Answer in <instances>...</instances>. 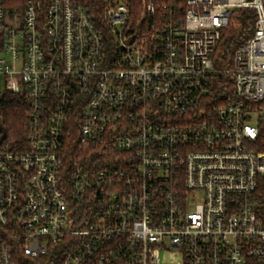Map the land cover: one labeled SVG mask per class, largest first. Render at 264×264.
I'll use <instances>...</instances> for the list:
<instances>
[{
  "label": "built area",
  "instance_id": "built-area-1",
  "mask_svg": "<svg viewBox=\"0 0 264 264\" xmlns=\"http://www.w3.org/2000/svg\"><path fill=\"white\" fill-rule=\"evenodd\" d=\"M6 93L27 112L19 142L0 112V264H264V0L0 3Z\"/></svg>",
  "mask_w": 264,
  "mask_h": 264
},
{
  "label": "trees",
  "instance_id": "trees-1",
  "mask_svg": "<svg viewBox=\"0 0 264 264\" xmlns=\"http://www.w3.org/2000/svg\"><path fill=\"white\" fill-rule=\"evenodd\" d=\"M29 0H0L5 11L9 14L21 12ZM42 5L46 0H34ZM86 4H91L94 0H82ZM168 0H156L161 4ZM254 15L249 12L237 15L235 23L240 24L237 29L233 28L234 25L225 30V34L220 41L219 45L213 53L214 63L217 68L222 69L231 65L232 57L237 47L248 37L246 31L253 26ZM223 83L225 77L220 76ZM226 80V79H225ZM221 87H224L222 85ZM0 112L4 119L6 131L8 134L9 142H19L25 139V122L27 105L19 96L13 94H4L0 99ZM30 264H63L64 255L62 252L56 254L49 252L46 256L37 259L29 260Z\"/></svg>",
  "mask_w": 264,
  "mask_h": 264
},
{
  "label": "rangeland",
  "instance_id": "rangeland-1",
  "mask_svg": "<svg viewBox=\"0 0 264 264\" xmlns=\"http://www.w3.org/2000/svg\"><path fill=\"white\" fill-rule=\"evenodd\" d=\"M161 257L162 264H177L178 262V256L173 255L172 252L163 251Z\"/></svg>",
  "mask_w": 264,
  "mask_h": 264
},
{
  "label": "water",
  "instance_id": "water-1",
  "mask_svg": "<svg viewBox=\"0 0 264 264\" xmlns=\"http://www.w3.org/2000/svg\"><path fill=\"white\" fill-rule=\"evenodd\" d=\"M2 130H3V135H2V139L1 140H3L5 137H6V129H5V127L4 126H2ZM1 140H0V142H1Z\"/></svg>",
  "mask_w": 264,
  "mask_h": 264
}]
</instances>
